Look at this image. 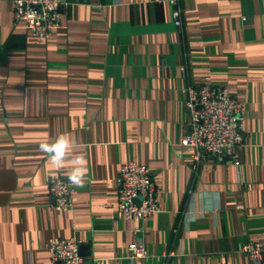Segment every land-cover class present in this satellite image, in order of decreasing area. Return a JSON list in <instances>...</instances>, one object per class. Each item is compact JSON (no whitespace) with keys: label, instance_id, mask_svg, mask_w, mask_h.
<instances>
[{"label":"crops","instance_id":"obj_1","mask_svg":"<svg viewBox=\"0 0 264 264\" xmlns=\"http://www.w3.org/2000/svg\"><path fill=\"white\" fill-rule=\"evenodd\" d=\"M64 1L42 38L0 0V264H50L52 237H75L84 264H264L240 251L264 239V0H181L179 26L165 0ZM191 84L244 102L239 167L191 165ZM128 161L157 184L145 219L117 211ZM77 169L73 208L55 209L48 177Z\"/></svg>","mask_w":264,"mask_h":264},{"label":"built area","instance_id":"obj_2","mask_svg":"<svg viewBox=\"0 0 264 264\" xmlns=\"http://www.w3.org/2000/svg\"><path fill=\"white\" fill-rule=\"evenodd\" d=\"M172 6V21H182L181 0H165ZM64 0H13L14 22L23 21L31 33L46 38L60 26L61 15L67 8ZM185 103L189 113L188 130L182 140V149L190 152L194 168L204 163L228 161L240 166V152L245 145L243 120L244 102L234 96L228 87L195 85L185 88ZM74 183L60 173L48 177L51 205L57 210L73 208ZM117 211L129 219H145L157 213L158 189L150 169L134 161L123 162L117 177ZM128 257L147 255L144 244L128 245ZM240 251L253 263L264 262V239L244 243ZM50 264H84L75 237L49 239Z\"/></svg>","mask_w":264,"mask_h":264},{"label":"clouds","instance_id":"obj_3","mask_svg":"<svg viewBox=\"0 0 264 264\" xmlns=\"http://www.w3.org/2000/svg\"><path fill=\"white\" fill-rule=\"evenodd\" d=\"M63 143V142H61ZM40 150L44 152H53L54 155L52 157V161L54 164L59 165L61 158H62V153L59 151H56L54 147H51L47 144H41L40 145ZM70 182L79 185H82L83 181V172L80 169H77L70 177H69Z\"/></svg>","mask_w":264,"mask_h":264}]
</instances>
